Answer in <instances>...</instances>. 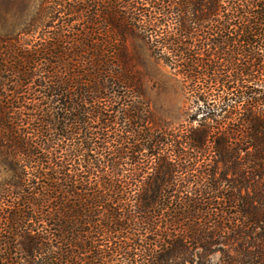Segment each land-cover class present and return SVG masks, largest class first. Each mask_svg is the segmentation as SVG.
Listing matches in <instances>:
<instances>
[{
    "label": "trees",
    "instance_id": "16d2710c",
    "mask_svg": "<svg viewBox=\"0 0 264 264\" xmlns=\"http://www.w3.org/2000/svg\"><path fill=\"white\" fill-rule=\"evenodd\" d=\"M156 1L102 0V48L0 35V264H264V0ZM139 31L201 103L182 141L120 66Z\"/></svg>",
    "mask_w": 264,
    "mask_h": 264
},
{
    "label": "rangeland",
    "instance_id": "374dc122",
    "mask_svg": "<svg viewBox=\"0 0 264 264\" xmlns=\"http://www.w3.org/2000/svg\"><path fill=\"white\" fill-rule=\"evenodd\" d=\"M120 1L126 2L122 4L127 7L132 4L136 7H144L141 16L137 14L138 12L135 14L140 19L142 14L153 12L150 4L154 0ZM101 6L102 0H0V35L16 36L30 44L33 51L38 47L43 48L60 41L61 45L70 48L67 53H76V51L84 50L83 44L80 43L78 46L76 41L84 39H87V42L92 40L95 47L102 48V44L96 41H105L110 35L102 32V27L99 25L103 23V20L95 16L96 10ZM84 9L89 10L87 12L90 16L85 12L86 10L83 11ZM144 18L147 19L144 16L143 21ZM89 29L95 34L85 37L86 33L83 31ZM169 29H172V25H169ZM147 36L140 31L128 35L125 44L126 56L124 63L122 62L120 66L129 75L138 78L139 89L153 119V123H149L148 126L162 134L171 133L172 138L176 137L177 141H182L192 128L198 126L197 120L202 114H196V112L201 103H195L194 95L189 92L188 83L183 75L152 54L146 43ZM53 37H59V39L54 40ZM72 41L74 44L71 43ZM106 48L110 49V46ZM195 115L196 121L193 120ZM163 153H169L173 160L178 159L177 153H172L171 149H163ZM186 154L185 156L189 158L200 156L192 150ZM214 158V154L209 150L208 154L200 157L199 163L195 162V167L197 166V170H203L206 166L213 164ZM5 174L0 169V194L3 188L2 183L6 178ZM221 247H223L221 244L211 246L210 250L214 252L205 260L212 264H219ZM201 261L203 260L195 257L193 264Z\"/></svg>",
    "mask_w": 264,
    "mask_h": 264
}]
</instances>
